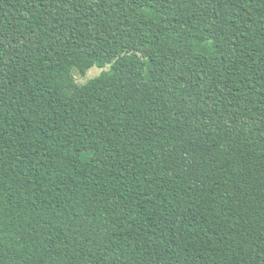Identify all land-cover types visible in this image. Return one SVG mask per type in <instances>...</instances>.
<instances>
[{"label": "trees", "instance_id": "trees-1", "mask_svg": "<svg viewBox=\"0 0 264 264\" xmlns=\"http://www.w3.org/2000/svg\"><path fill=\"white\" fill-rule=\"evenodd\" d=\"M0 264H264V0H0Z\"/></svg>", "mask_w": 264, "mask_h": 264}, {"label": "rangeland", "instance_id": "rangeland-1", "mask_svg": "<svg viewBox=\"0 0 264 264\" xmlns=\"http://www.w3.org/2000/svg\"><path fill=\"white\" fill-rule=\"evenodd\" d=\"M104 69H108L107 67L100 68L99 66H93L85 74H81L78 68H73L72 73L75 76V79L78 83H85L89 79L94 78L99 75Z\"/></svg>", "mask_w": 264, "mask_h": 264}]
</instances>
